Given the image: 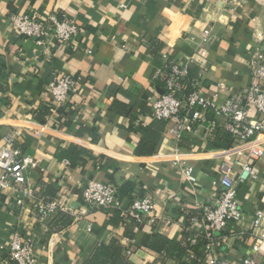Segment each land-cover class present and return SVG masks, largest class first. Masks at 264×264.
<instances>
[{
    "label": "crops",
    "instance_id": "0c3cea01",
    "mask_svg": "<svg viewBox=\"0 0 264 264\" xmlns=\"http://www.w3.org/2000/svg\"><path fill=\"white\" fill-rule=\"evenodd\" d=\"M15 14H56L73 21L80 28L79 50H65L54 39L37 46L12 27ZM205 30L211 32L209 43L202 39ZM261 44L264 0H0V147L6 133L20 132L18 147L38 162L28 176L32 187L44 197L67 196L74 212L73 223L53 233L15 204L18 191L0 189V264H14L1 248L10 245L17 230L34 240L37 264H94L101 247L118 245L132 264H178L147 248V243L156 234L183 239L186 213L215 204L220 159L212 155L214 136L205 127L196 152L179 156L195 168L197 185L185 182L172 166L175 156L167 125L152 114L153 103L163 94L158 75L167 62L197 54L192 74L210 94L219 86L224 93L236 92L250 85L249 58ZM62 74L79 82L78 94L64 111L49 94V85ZM224 100L221 95L219 104ZM115 101L125 108L116 109ZM41 109L47 112L44 124L35 119ZM208 116L212 119L214 113ZM144 141L151 146L139 150ZM71 145L91 155L67 166L56 155ZM153 145L155 153L150 154ZM241 159L258 173L257 179L239 186L243 235L217 233L213 251L228 264H241L248 256L264 264V246L254 254L250 232L256 214L264 212V157ZM89 181L118 190L132 183L133 197L151 199L153 211L143 224L122 218L117 210L80 218L81 192ZM121 201L130 207L129 200ZM206 251L204 243L201 257ZM199 259L188 257L187 264H201Z\"/></svg>",
    "mask_w": 264,
    "mask_h": 264
},
{
    "label": "built area",
    "instance_id": "2783aa9c",
    "mask_svg": "<svg viewBox=\"0 0 264 264\" xmlns=\"http://www.w3.org/2000/svg\"><path fill=\"white\" fill-rule=\"evenodd\" d=\"M10 21L18 35L33 40L39 47L54 39L65 50H79L77 36L80 28L69 19H61L56 14H15ZM210 36L211 32L205 30L203 42L209 43ZM199 56L192 54L183 60L167 62L158 75L163 94L153 103L152 114L156 120L167 125V136L175 156L172 166L181 172L185 182L194 186L198 183L195 168L180 160L179 156L184 152H196L200 146V132L205 127L209 132L221 129L232 136L231 148L212 152L220 159V178L215 183L219 191L215 204L199 205L195 216L187 212L188 224L185 226V231L195 234L194 238L189 239L192 246L198 244V237L206 239L207 251L206 256L199 259L201 264H228L226 259L213 251L219 240L216 234H225L226 237L242 234L240 225L245 220V214L238 201L239 186L249 178L258 177L256 167L241 158L246 156L261 160L264 157V44L250 55V85L236 92L224 93L219 86L215 94H210L201 78L190 80L193 69L198 66ZM78 92L79 82L70 75L62 74L49 85L50 97L59 109L67 106ZM221 95L225 96V100L219 104ZM211 112L214 113L212 119L208 116ZM21 137L18 131H10L3 137L0 147V189L18 191L20 196L15 199V204L22 212L32 213L33 219L40 225L48 224L58 213L73 215L67 196H37L28 176L38 168V162L33 155L19 149ZM63 163L70 165L67 160H63ZM81 201L84 209L79 213L80 218L90 212L117 210L121 211L122 218L133 219L140 224L154 207L151 199L135 197L130 207L125 208L118 188L98 181H89L84 185ZM88 231H91V227ZM250 232L253 242L251 250L254 254L259 253L264 246V212L256 214ZM52 248L53 242L50 241L48 249ZM34 250V240L18 230L13 232L10 245L1 248L6 259L14 264H37ZM127 254L130 256L131 250ZM190 259L194 260L196 256L192 254ZM241 264L259 263L253 256H248Z\"/></svg>",
    "mask_w": 264,
    "mask_h": 264
},
{
    "label": "trees",
    "instance_id": "16d2710c",
    "mask_svg": "<svg viewBox=\"0 0 264 264\" xmlns=\"http://www.w3.org/2000/svg\"><path fill=\"white\" fill-rule=\"evenodd\" d=\"M193 78L194 76L193 74H191L189 79L192 80ZM114 107L119 110H123L125 108L117 101L114 102ZM65 109L66 108H62L61 111H64ZM46 117H47V112L41 109L35 116V119L40 123L44 124L46 123ZM64 124L69 125L67 122H65ZM80 132L83 133L84 130L81 129ZM213 136H214V141L211 143V146L214 149H229L232 147L233 138L228 133H225L221 129H217L213 132ZM93 143H96L95 138H93ZM148 146H151L150 143L144 141L139 147V150L143 148H147ZM155 149H156L155 145H153L151 147L152 151L149 153L150 154L155 153L154 152ZM90 155L91 154L89 151L81 147L71 145L68 149H63V148L59 149L56 158L62 161L67 160L71 163L72 166H75L78 162L84 161L85 157H89ZM134 191H135L134 184L126 183L119 190L120 199L121 198L127 199L132 203L135 198L133 197ZM37 196L39 198H48L41 196L39 194H37ZM143 197L144 196L140 194L137 198L143 199ZM197 214L198 212H191L190 216H195ZM186 219H187L186 222L188 224V217H186ZM72 223H73V217L71 215L58 213L48 223V227H50V230L53 231V233H59L67 229ZM223 235L225 234H222L221 236ZM191 237L194 238L195 234L189 231H185V235L183 239L179 241L169 239L166 236L160 234H156L150 238L149 243H147L146 247L154 251L155 253L165 255L166 259L174 260L178 264H187L188 257L190 258V255L192 254H194L198 258H201V248L202 245L206 242V239L204 237H198L197 239L198 244L196 246H192L191 242L189 241ZM93 263L94 264H132L129 262L123 247L119 245L115 246L112 249H109L107 247H101L99 252H97L93 257Z\"/></svg>",
    "mask_w": 264,
    "mask_h": 264
}]
</instances>
